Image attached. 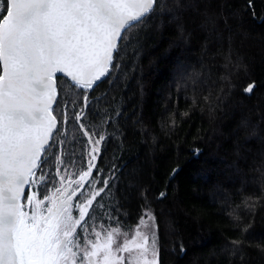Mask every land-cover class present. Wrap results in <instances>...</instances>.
I'll list each match as a JSON object with an SVG mask.
<instances>
[{
  "label": "trees",
  "instance_id": "16d2710c",
  "mask_svg": "<svg viewBox=\"0 0 264 264\" xmlns=\"http://www.w3.org/2000/svg\"><path fill=\"white\" fill-rule=\"evenodd\" d=\"M124 35L87 106L57 76L51 175L35 190L84 171L87 136L104 137L103 214L133 228L150 212L158 264H264V0H160Z\"/></svg>",
  "mask_w": 264,
  "mask_h": 264
},
{
  "label": "snow or ice",
  "instance_id": "6c2138e0",
  "mask_svg": "<svg viewBox=\"0 0 264 264\" xmlns=\"http://www.w3.org/2000/svg\"><path fill=\"white\" fill-rule=\"evenodd\" d=\"M158 3L160 0L0 3V264H125V259L128 264H158L159 249L152 230L155 217L147 211L131 238L128 232L113 228L103 239L94 231L95 241H81L77 229L87 231L85 218L103 188L76 205L78 218L65 200L56 201L52 196L41 200L35 190L24 199L26 189L45 185L51 175L44 165L49 163L51 142L59 131L53 115V103L58 106L57 74L70 78L65 81L69 90H78L77 95L84 92L87 106L88 90L111 67H118L113 59L119 41L130 28L144 23ZM254 87L248 85L245 92L251 93ZM82 115L83 110L76 120ZM97 151L92 148L91 160ZM91 160L80 181L89 182L94 167ZM57 161L63 163L59 157ZM45 200L51 205L46 210ZM121 236L122 243L118 242ZM133 249L137 251L133 253ZM118 253L129 255L125 258Z\"/></svg>",
  "mask_w": 264,
  "mask_h": 264
},
{
  "label": "rangeland",
  "instance_id": "374dc122",
  "mask_svg": "<svg viewBox=\"0 0 264 264\" xmlns=\"http://www.w3.org/2000/svg\"><path fill=\"white\" fill-rule=\"evenodd\" d=\"M0 3H4L3 0H0ZM1 18L2 16H0V19ZM87 137H88L89 145H88V148L86 149V154H87V158L90 161L91 160L90 153L92 151V148L95 147L99 149V144L98 145L95 144V141L100 140V138L92 137L90 135H88ZM96 154L97 152L95 153V156ZM91 162L93 163V160H91ZM87 170H88V167L84 171L73 175V174H69L68 172L64 173L57 168V171H58L57 178L54 181H56L57 184L59 185L54 186L55 184L54 182L52 183L53 185L49 184L50 185L49 188L44 193L40 192L39 189L38 190L28 189L29 191L26 193V196L24 199L26 201L27 195H30L32 191L35 190L37 193L38 199L44 200L46 196H52L53 199L56 201L65 200L67 201V203L72 205L73 216L75 218H78L79 212H78V209L76 208V205L84 203L86 198H91L94 192L99 191L101 188H103V185H104V182L99 177L102 175L100 173H98V177H95L96 175H91L90 179L88 180L89 181L88 183H85V184L82 183V181L79 180V177L83 172ZM60 179L64 180L63 184H61ZM80 184H84V187H80ZM58 189L59 191H57ZM72 192H75L76 194L72 195L71 199L69 200L68 197ZM104 196L105 195L102 192H100L99 196H96L95 200L93 201L92 208L90 209L89 216L85 218L88 221L87 224L84 225V227L87 228V231L85 232V231H82L81 228H78L77 229L78 233L83 234V240L86 238L88 240L95 241L96 236L93 234L94 231L99 232L101 234V239H103L107 232L111 231L113 228H118L124 232H128L129 238H131V236L134 235L135 228L139 222L133 228H126V227L121 226L115 220H113V218L111 217L109 213H107V215L104 216L103 214V209H104L103 202L105 198ZM44 204H45V207H47L49 205V201L45 200ZM96 209L98 210V213L94 212ZM152 230L155 231L156 238H157L156 228L154 227ZM123 239L124 237L121 236L118 242L122 243ZM136 251H137L136 249H133V253H135ZM118 255H122L125 258H127L129 254L128 253H118ZM125 264H128L127 259H125Z\"/></svg>",
  "mask_w": 264,
  "mask_h": 264
},
{
  "label": "water",
  "instance_id": "95a60500",
  "mask_svg": "<svg viewBox=\"0 0 264 264\" xmlns=\"http://www.w3.org/2000/svg\"><path fill=\"white\" fill-rule=\"evenodd\" d=\"M6 14V13H5ZM3 19V17L0 19V20H2ZM110 70H111V68H110ZM110 70H109V72H110ZM108 75V74H107ZM106 75V76H107ZM57 76H64L63 74H57ZM106 76H104V77H102L99 81H97L95 84H97V83H99L100 81H102ZM64 77H66V76H64ZM67 79H69L70 80V78H68V77H66ZM56 83H57V80H56ZM250 84H253V83H250ZM250 84H248V85H250ZM248 85L246 86V88L248 87ZM247 93V92H246ZM57 96H58V91H57ZM55 105V103H53V106ZM53 115H54V113H53ZM55 116V115H54ZM56 117V116H55ZM56 120H57V118H56ZM57 127H58V120H57ZM94 165H95V163H93ZM26 191H27V189H26Z\"/></svg>",
  "mask_w": 264,
  "mask_h": 264
},
{
  "label": "flooded vegetation",
  "instance_id": "af4514ba",
  "mask_svg": "<svg viewBox=\"0 0 264 264\" xmlns=\"http://www.w3.org/2000/svg\"><path fill=\"white\" fill-rule=\"evenodd\" d=\"M93 162H94V163H96V158H95V160H93ZM94 167H95V166H94ZM94 167H93V168H94ZM90 177H91V176H90ZM90 177H88V178H87V180H89V179H90ZM75 180H76V179H75ZM60 181H61V184H63V183H64V180H63V179H60ZM53 182L55 183V184H54V186H55V185H59V184H57V182H56V181H53ZM82 183H84V184H85L86 182H85V181H82ZM40 192H41V191H40ZM94 193H95V192H94ZM95 198H96V197H95ZM49 205H50V204H49ZM49 205H48L47 207H49ZM50 206H51V205H50ZM47 207H45V210H46V208H47Z\"/></svg>",
  "mask_w": 264,
  "mask_h": 264
}]
</instances>
